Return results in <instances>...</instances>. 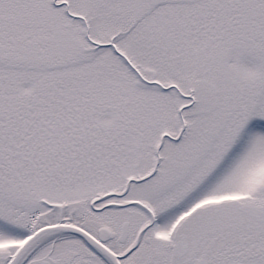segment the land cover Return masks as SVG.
<instances>
[{
    "label": "snow or ice",
    "instance_id": "6c2138e0",
    "mask_svg": "<svg viewBox=\"0 0 264 264\" xmlns=\"http://www.w3.org/2000/svg\"><path fill=\"white\" fill-rule=\"evenodd\" d=\"M0 264H264V0H0Z\"/></svg>",
    "mask_w": 264,
    "mask_h": 264
}]
</instances>
